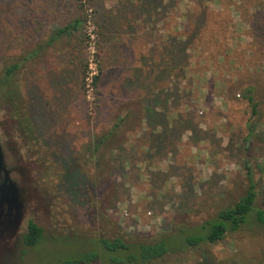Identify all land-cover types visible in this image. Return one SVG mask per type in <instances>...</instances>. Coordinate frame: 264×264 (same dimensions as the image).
<instances>
[{"label": "rangeland", "instance_id": "obj_1", "mask_svg": "<svg viewBox=\"0 0 264 264\" xmlns=\"http://www.w3.org/2000/svg\"><path fill=\"white\" fill-rule=\"evenodd\" d=\"M77 3L0 0V73L20 65L34 126L30 139L0 99V142L24 203L19 232L14 222L0 232V264H61L98 249L89 239L108 227L133 240L195 231L243 194L246 164L264 207V0ZM76 19L71 36L45 46ZM181 38L185 55L169 63ZM135 70L137 86L128 82ZM248 86L256 114L242 96ZM116 124L96 152L101 163L88 162L85 145ZM30 219L43 228L34 246L21 237ZM182 243L173 237L155 264H264L262 226Z\"/></svg>", "mask_w": 264, "mask_h": 264}, {"label": "trees", "instance_id": "obj_2", "mask_svg": "<svg viewBox=\"0 0 264 264\" xmlns=\"http://www.w3.org/2000/svg\"><path fill=\"white\" fill-rule=\"evenodd\" d=\"M92 0H78L77 5L83 7L84 4ZM79 23V19L51 31L45 46H58L61 41L71 36L72 29H75ZM172 40H177L176 38ZM184 39L167 50L169 55L168 62L171 63L174 56L185 55ZM40 48L32 50L29 57L38 56ZM173 54V55H172ZM180 58V59H181ZM18 62H13L6 66L0 73V99L8 103L12 109V115L17 121L19 129L30 139H33L34 126L26 111V105L21 97L19 86L16 80V74L19 71ZM88 65L83 66V75L85 77ZM138 70H135L133 79L128 80L132 85H139ZM163 69H160L159 78H163ZM141 77L143 74L141 72ZM98 80V76L94 77V83ZM254 88L248 86L242 92V96L248 101L252 107V113L256 114L257 103L254 100ZM150 108V106H149ZM150 116L157 121V116L153 111ZM117 124L114 125L105 135L101 136L96 142L85 145V150L90 152V157L85 159L93 161L99 165L100 158L96 156V152L100 148H105L109 138L113 135ZM117 149H123L117 145ZM118 164V159H116ZM114 168V167H113ZM76 172V171H75ZM252 168L246 164V180L247 187L233 204L219 209L213 217L202 222L195 231L180 230L177 234H162L147 240H133L122 235L118 230L108 227L104 234L96 238L89 239L90 242L98 246L96 250L84 251L81 255L70 256L61 261V264H155L157 260L163 259L171 250V239L182 235L183 245L186 247H195L201 243L213 244L223 239L229 233L242 230L245 226H262L264 227V207H256L255 200L257 196L256 182L253 178ZM65 173H67L65 171ZM106 174V173H105ZM76 173H69V183L73 187L76 185ZM78 190V188L74 189ZM78 192V191H77ZM115 224V223H114ZM116 225V224H115ZM116 229V226H115ZM22 242L27 246H34L43 238V228L38 226L33 220H28L26 230L21 235Z\"/></svg>", "mask_w": 264, "mask_h": 264}, {"label": "water", "instance_id": "obj_3", "mask_svg": "<svg viewBox=\"0 0 264 264\" xmlns=\"http://www.w3.org/2000/svg\"><path fill=\"white\" fill-rule=\"evenodd\" d=\"M24 216V203L18 183L11 178V171L5 163V156L0 142V232L14 222L16 232Z\"/></svg>", "mask_w": 264, "mask_h": 264}, {"label": "flooded vegetation", "instance_id": "obj_4", "mask_svg": "<svg viewBox=\"0 0 264 264\" xmlns=\"http://www.w3.org/2000/svg\"><path fill=\"white\" fill-rule=\"evenodd\" d=\"M15 248V244H14V247L12 248V250Z\"/></svg>", "mask_w": 264, "mask_h": 264}]
</instances>
